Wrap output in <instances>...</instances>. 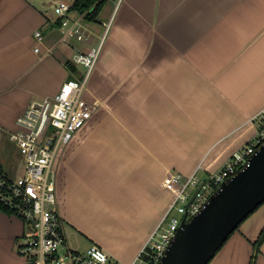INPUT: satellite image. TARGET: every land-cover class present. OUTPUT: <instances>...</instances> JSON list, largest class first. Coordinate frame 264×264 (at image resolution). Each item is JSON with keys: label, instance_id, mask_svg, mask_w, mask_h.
<instances>
[{"label": "crops", "instance_id": "obj_1", "mask_svg": "<svg viewBox=\"0 0 264 264\" xmlns=\"http://www.w3.org/2000/svg\"><path fill=\"white\" fill-rule=\"evenodd\" d=\"M69 18L85 40L66 36L41 0H0V146L17 148L9 139L17 117L81 79L74 55L104 37L84 92L98 108L55 164L57 210L69 235L127 264L172 202L164 177L198 169L207 178L262 124L264 0H105L95 21L77 11ZM24 228L0 212V264H27L18 253ZM263 228L264 202L208 264H249ZM256 264H264V239Z\"/></svg>", "mask_w": 264, "mask_h": 264}, {"label": "built area", "instance_id": "obj_2", "mask_svg": "<svg viewBox=\"0 0 264 264\" xmlns=\"http://www.w3.org/2000/svg\"><path fill=\"white\" fill-rule=\"evenodd\" d=\"M53 11L66 36L77 41L86 39L79 20L70 21V4L60 0ZM107 30L108 27L105 34ZM34 37L38 43L43 34L37 30ZM103 40L104 37L98 46L74 55L72 62L85 69L81 79H67L53 97L31 101L17 117L16 130L9 133V139L22 156V174L10 176L0 163V202L25 224L18 253L25 257L27 264H126L112 259L96 244L85 250L73 247L66 221L57 210L55 164L61 148L72 140L98 108L96 102L84 98V92L100 56ZM38 50L36 47L35 51ZM259 114L264 116V109ZM3 133L0 124V142ZM263 143L264 118L251 142L233 153L221 170L205 178L191 202L201 179L195 173L186 177L178 172L168 173L162 185L172 192V202L138 255L127 264H159L184 216L188 221L196 215L222 182L246 167L249 158ZM174 209L177 216H172L164 226Z\"/></svg>", "mask_w": 264, "mask_h": 264}, {"label": "water", "instance_id": "obj_3", "mask_svg": "<svg viewBox=\"0 0 264 264\" xmlns=\"http://www.w3.org/2000/svg\"><path fill=\"white\" fill-rule=\"evenodd\" d=\"M196 188L190 202L203 185ZM264 202V143L245 168L220 184L190 220L184 216L159 264H208L230 234Z\"/></svg>", "mask_w": 264, "mask_h": 264}, {"label": "rangeland", "instance_id": "obj_4", "mask_svg": "<svg viewBox=\"0 0 264 264\" xmlns=\"http://www.w3.org/2000/svg\"><path fill=\"white\" fill-rule=\"evenodd\" d=\"M41 1L45 4V9H47L49 11H51V10L53 11L54 10V5L56 4V2H58L60 0H41ZM62 1H64V2L69 4L71 0H62ZM0 163H1V165L4 167V169L6 170V172L10 176H18V175L22 174V166L20 165L22 163V156L19 153L17 148H15L13 150V152H12L11 147L6 146V145L0 146ZM197 172H198L197 176L201 180H204L203 178H206V176L202 174V171H198V169H197ZM56 173H57V171H56ZM184 177H186V176H184ZM172 198H173V194H172ZM172 216H177V212H176L175 209L172 210V212L169 215L168 219L164 222V224H163L164 226L167 225L169 219ZM161 229H162V227L159 228V231ZM69 241H70V243L72 244L73 247H75V248L78 247V249H80V250H85L91 244H93V243L90 242V240H88L83 234H80L78 231H74V233L70 231ZM111 258L112 259H116L113 256H111Z\"/></svg>", "mask_w": 264, "mask_h": 264}, {"label": "trees", "instance_id": "obj_5", "mask_svg": "<svg viewBox=\"0 0 264 264\" xmlns=\"http://www.w3.org/2000/svg\"><path fill=\"white\" fill-rule=\"evenodd\" d=\"M105 0H74L71 5H70V9L71 11H77L79 12L83 18L87 19V20H91V21H95L96 20V16L98 15L103 3ZM59 23H60V19ZM94 115H92V117L88 120V122L75 134V136L72 138V140L68 143L70 144L72 141H74L77 138V134H80V132L82 133V130L88 125L89 122L92 121ZM79 136V135H78ZM81 136V135H80ZM67 144V145H68ZM56 179H57V186L61 184V179L59 177V172L56 174ZM262 204V203H261ZM260 204V205H261ZM259 205V206H260ZM258 206V207H259ZM257 207V208H258ZM256 208V209H257ZM255 209V210H256ZM254 210V211H255ZM0 212H7V213H11L10 210H8L1 202H0ZM251 214V213H250ZM249 214V215H250ZM248 215V216H249ZM247 216V217H248ZM246 217V218H247ZM245 218V219H246ZM244 219V220H245ZM243 220V221H244ZM240 225V224H239ZM239 227V226H238ZM238 227L235 229V231L238 229ZM234 232V231H233ZM232 232V233H233ZM231 233V234H232ZM230 234V235H231ZM264 239V228L262 229V231L260 232L256 242L253 244V253L250 257V262L249 264H256V259H257V255L259 253V246L262 242V240ZM225 243V242H224ZM223 246V245H222Z\"/></svg>", "mask_w": 264, "mask_h": 264}]
</instances>
